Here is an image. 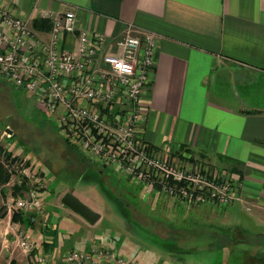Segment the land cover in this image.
Masks as SVG:
<instances>
[{
	"label": "crops",
	"instance_id": "crops-1",
	"mask_svg": "<svg viewBox=\"0 0 264 264\" xmlns=\"http://www.w3.org/2000/svg\"><path fill=\"white\" fill-rule=\"evenodd\" d=\"M0 8L26 20L46 42L51 41L55 19L74 10L80 29L106 38L107 54L120 52L114 43L129 25L155 33L159 42L156 66L142 97L146 106L142 138L171 159L222 168L244 200L196 209L218 216L251 212L264 224V0H0ZM61 47L75 54L76 36L66 35ZM7 127L4 134L10 133ZM3 141L2 135L0 144ZM151 195L147 192L145 199ZM67 216L74 217L82 230L92 227L71 212ZM55 222L52 218L48 225ZM54 227L41 229L46 236L38 238L30 256L15 255L17 243H11L13 264H37L40 253L47 264H66L72 250L112 249L91 240L73 247L65 238L70 231L56 229L52 237ZM231 228L245 234L242 225Z\"/></svg>",
	"mask_w": 264,
	"mask_h": 264
},
{
	"label": "built area",
	"instance_id": "built-area-1",
	"mask_svg": "<svg viewBox=\"0 0 264 264\" xmlns=\"http://www.w3.org/2000/svg\"><path fill=\"white\" fill-rule=\"evenodd\" d=\"M68 34L76 36L75 54L61 47ZM158 42L155 33L129 25L114 43L120 52L107 54L103 51L108 45L106 38L80 29L74 10L55 19L51 41L46 42L26 20L0 8V78L35 95L85 156L115 168L134 185H144L149 194L158 190L187 208L244 203L227 172L199 160L171 159L142 138L146 120L142 97L156 66ZM10 162L4 164L11 176L7 185L25 189L7 198L8 215L42 212V169L30 160ZM18 243L27 255L36 247L24 233ZM37 258V264H47L44 253ZM89 260L92 264H141L107 246L93 253L72 250L65 263L88 264ZM0 264H4L1 258Z\"/></svg>",
	"mask_w": 264,
	"mask_h": 264
},
{
	"label": "rangeland",
	"instance_id": "rangeland-1",
	"mask_svg": "<svg viewBox=\"0 0 264 264\" xmlns=\"http://www.w3.org/2000/svg\"><path fill=\"white\" fill-rule=\"evenodd\" d=\"M7 126L10 133L4 134ZM2 135L5 141L1 145L11 150L14 157L30 160L42 169L44 188L40 192L45 202L30 232L29 226L14 223L7 212L5 203L12 192L16 193V185L11 183L0 192V258L4 264L14 262L10 259L11 243H17L15 255L23 252L18 243L22 233L27 232L38 245V238L46 236L41 229L45 227L47 232L46 227L51 224L56 225L52 237L56 229L70 231L65 238L73 247H82L80 244L87 240L104 243L130 261L141 264H264V238L257 236H264V224L257 222L253 213L241 211L218 216L196 208L187 210L191 208L165 198L158 190L145 199L144 185L142 189L132 184L111 166L103 168V175L99 173L103 165L85 156L74 144L71 143L74 148L69 147L67 133L58 128L56 116L46 113L35 95L0 78ZM2 161L9 165L5 156ZM207 164L223 171L214 164ZM99 177L106 187L103 188ZM72 190L101 215L88 231L82 230L83 226L67 213L71 212L80 220L82 217L62 204V198ZM31 214L27 212L26 218ZM52 218L56 224L48 225ZM211 225L227 229L242 225L245 234L234 230L231 242L221 235L222 243L228 247L216 249Z\"/></svg>",
	"mask_w": 264,
	"mask_h": 264
},
{
	"label": "trees",
	"instance_id": "trees-1",
	"mask_svg": "<svg viewBox=\"0 0 264 264\" xmlns=\"http://www.w3.org/2000/svg\"><path fill=\"white\" fill-rule=\"evenodd\" d=\"M68 141V145L69 147L71 148H74V146H72V144L70 143V141L68 140V138L66 139ZM6 157L7 158V161H17L19 158L17 157H14L12 152L8 151L6 147H3L1 144H0V192L3 191V189L7 186V184L10 182V179H11V176H10V173L9 171L7 170V168L5 167V163L2 161V158L3 157ZM107 166L103 165L101 167V170L99 171V173H101L103 175V168H106ZM99 180L102 182L103 184V188L106 187L105 185V182L102 181V179L99 177ZM142 188V187H141ZM25 189V186H16L15 187V191L16 193L18 191H22ZM144 189V188H142ZM108 193H110V191L108 190ZM136 197V196H134ZM133 197V198H134ZM130 200V199H129ZM131 203V200L130 202ZM25 213L23 212H16L14 215H13V221L15 223H19V222H22L23 224H25V226H29V227H33L35 225V220H36V217H37V214L36 213H32L30 217L26 218L24 217ZM215 234H214V238H217L218 240L216 241L217 243H214V245L216 246V249H220V248H223L224 246L225 247H228L226 245H224L220 239L221 235L222 236H225L227 239H229L228 241L231 242V239L233 241V237L230 236L232 235V233L234 232V229L233 228H230V229H215ZM217 234V235H216ZM230 236V237H229ZM178 249V251H181L183 252L182 250H180L179 248H176ZM186 252H189V251H186ZM185 252V253H186ZM192 252V251H190Z\"/></svg>",
	"mask_w": 264,
	"mask_h": 264
},
{
	"label": "water",
	"instance_id": "water-1",
	"mask_svg": "<svg viewBox=\"0 0 264 264\" xmlns=\"http://www.w3.org/2000/svg\"><path fill=\"white\" fill-rule=\"evenodd\" d=\"M62 204L70 208L74 213L85 219L90 225L94 226L101 218V215L85 204L78 196L75 195L74 190L65 194L62 198Z\"/></svg>",
	"mask_w": 264,
	"mask_h": 264
}]
</instances>
